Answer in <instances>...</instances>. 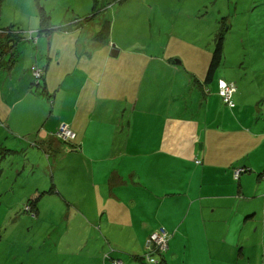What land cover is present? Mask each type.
<instances>
[{
    "label": "crops",
    "instance_id": "obj_1",
    "mask_svg": "<svg viewBox=\"0 0 264 264\" xmlns=\"http://www.w3.org/2000/svg\"><path fill=\"white\" fill-rule=\"evenodd\" d=\"M4 5L9 8L3 10L0 45L3 29L20 24L11 13L29 10V27L38 30L35 6L31 11L26 0ZM90 6L80 11H94ZM250 10L264 11V0H254ZM108 14H102L106 20ZM259 19L257 25L263 26L264 18ZM105 22L94 26L102 31ZM56 23L58 30L40 41V55L49 62L41 86L32 90L29 79L20 92L8 96L16 98L12 105L0 102L5 114L2 119L0 113V150L15 153L29 145L34 155L43 150L49 162L45 186L34 188L27 199L54 189L45 197L69 202L94 230L133 248L147 249L150 234L165 228L172 235L166 264L179 259L184 264H264V211L251 216L254 203L258 199L263 204L264 196L246 190L264 186V84L257 83L256 91L240 68L222 71L219 80L237 87L232 98L236 106L230 107L219 95V81L215 88L203 86L207 69L193 71L199 84H192L191 91L198 102L187 117L181 107L188 100L171 102L163 96L179 69L164 60L147 65L141 52L108 44L107 38L100 41L96 28L81 39L83 34L76 35L86 33V26L67 33L63 27L70 23ZM229 33L228 28L224 53ZM249 39L264 44V34ZM256 53L264 59V45ZM32 61L24 64L27 71ZM20 78L24 81L25 73ZM214 105L218 113L212 115ZM62 123L77 133L73 143L55 138ZM237 167L250 172L236 179ZM215 256H223L222 262Z\"/></svg>",
    "mask_w": 264,
    "mask_h": 264
},
{
    "label": "rangeland",
    "instance_id": "obj_2",
    "mask_svg": "<svg viewBox=\"0 0 264 264\" xmlns=\"http://www.w3.org/2000/svg\"><path fill=\"white\" fill-rule=\"evenodd\" d=\"M45 1V8L53 20L73 21L77 17L76 7L88 10V4L83 5L86 0ZM253 1L97 0L98 5L92 11L96 15L84 23L86 33H83L81 39L88 33L92 34L94 28L100 32L101 29L94 24L105 21L106 16L102 14L106 15L109 11L110 16L109 14L107 16L113 23L111 22V39L108 44L116 42L120 45L118 48L141 52L148 57L147 65L151 66L153 60L157 62L164 60L180 70L174 73L171 82L165 86L163 96L171 102L188 100L189 104L183 102L181 113L189 117L190 107L198 102L191 91L192 84H198L192 72L208 69L209 57L215 47V34L221 27L226 26V31L229 28L231 40L225 52L223 65L210 85L211 88L217 86L221 72H231V68L237 71L240 68V73L247 79V84H253L256 91L257 83L263 86L264 59L257 55L256 50L264 44L250 41L249 37L264 34V25H257L259 18H264V11L250 10ZM89 8L92 6L89 5ZM4 16L2 11L0 28L5 26ZM10 16L17 18L14 13ZM39 23L36 21L35 24L38 26ZM245 35L250 36L244 42ZM20 42L19 39L20 62L23 64L29 61L32 45L27 41ZM133 66L136 67L137 64ZM5 67H10V64ZM19 69L18 65L13 69L15 77L22 72H19ZM7 77H10L9 73ZM30 78L32 80V77ZM32 83L35 81L32 80ZM29 84L31 85V81ZM23 85L22 81L13 92L10 84L1 85L0 102L6 100L12 105L16 98L8 99V96L20 92ZM36 87L31 86L32 90H36ZM196 90L200 93L198 87ZM206 92L210 94V89H206ZM218 92L221 96L220 88ZM201 95L204 97L203 92ZM216 113L218 109L214 105L212 115ZM3 115L5 114L2 112V119ZM2 124L0 122L1 127ZM31 162L36 165L33 166ZM46 163L49 162L44 151L39 150L34 155L29 145L21 151L9 154L7 159L0 163V264H113L110 258L106 259L110 253L112 257L121 259L125 264H148L146 260L140 258L147 253L146 248L142 249L140 246L134 249L127 241L119 242L113 236L109 237L107 232L103 234L94 230L88 219L79 216L71 209L70 204L62 201L60 197L59 200L50 197L40 200L38 208L41 212L38 214L26 212L27 198L32 190L45 186ZM255 176L257 174H253L252 178ZM246 190L248 195L257 192L260 196L264 195V186L259 191L253 186ZM254 205L257 209L261 208L258 199ZM171 237L172 235L170 239ZM263 251L264 246L261 258ZM218 256L215 258L222 262L223 256ZM155 257L159 259L160 256L156 254ZM175 264H184L183 259L176 260Z\"/></svg>",
    "mask_w": 264,
    "mask_h": 264
},
{
    "label": "trees",
    "instance_id": "obj_3",
    "mask_svg": "<svg viewBox=\"0 0 264 264\" xmlns=\"http://www.w3.org/2000/svg\"><path fill=\"white\" fill-rule=\"evenodd\" d=\"M6 1L7 0H0V18H1V14H2V11L4 10V8H6V7L9 8V5H4V2H6ZM45 2H47V0ZM86 3L87 4L89 3V5H94L95 9L98 5L97 0H86L83 5H85ZM26 4H29V6H31V11H32V9H34V6L36 7V9L38 11V15H39L40 25H39V28L37 31H35L34 29H33L34 31L32 29H30L29 23H31V15L29 13V10L26 9V11L21 10L20 12H18V14H15L17 16V20L15 22L20 21V24L12 25L13 24L12 23L10 25L9 29H7L6 31H5V29H3V32H6V36H5L4 41H2L1 45H0V86L1 85L8 86L10 84L11 85L10 88L17 87V85H19V83L22 82L20 77L25 73V79L23 82L24 83L28 82L29 79H31L30 77H32V80L35 81V83H32V84L36 85L39 88L41 86L40 82L42 81V78L45 74V70H46L45 66H46V64L47 65L49 64V62L46 63L44 56L40 55L41 54L39 51L40 41H41L42 36H47L50 33H55L58 30V29H56V27L54 25H56L57 24L56 22H59V20H53L52 15H50V13L45 8L46 5H44V0H26ZM81 8L82 7H76L75 8V14L77 17L74 18L73 21H71L70 19H65L62 21V23H64V22L65 23L68 22V24L70 23L69 26L63 27L65 32L68 33L70 31H72L75 26L84 25L85 22L87 23L86 20H89L90 18L93 19L95 17L96 13L91 14L92 11H90L89 13L88 12L83 13L80 11ZM88 14H90V15H88ZM107 19L108 20H106V18H105L106 22L104 21L105 24L103 25L102 31L100 33H98V36H97L100 41H103L105 38L111 39L110 38L111 37V31H110L111 22L109 20V17ZM225 31H226V26L223 28L222 27L219 28L217 33L215 34V38H214L215 47H214V51L211 55V59L209 60L210 64H209V67H208L206 74H205V77H204L203 86H207V85L209 86L214 82L216 75L218 73V70L223 65V61L225 59V55H224L225 54L224 53ZM65 32H63V34ZM60 33H62V32H60ZM82 34L83 33L80 32L76 35V37H79ZM24 35H26L27 37L25 38ZM19 39L21 40L20 43L27 41L29 44L32 45V50H31V53L29 55V61L32 59L34 62L32 61L33 63L30 66L29 71H27V69L24 68L23 64H25V63L21 64V62H20V55H19V48H18L19 47L18 46L19 45L18 44ZM119 46L120 45L118 44V47ZM8 60H9V62H7ZM9 64H10V67L6 68L5 66H7ZM17 65L20 68L19 72L22 71L21 72L22 75H20L21 74L20 73L18 75V77H15L13 75L14 74L13 69L17 68ZM1 70H4V71H1ZM7 70H9L10 72ZM8 73L10 75L9 78L7 77ZM38 73L40 74V76L37 75ZM221 82H224L227 85L235 86L234 83H228L226 81L219 80V88L220 89H221V87H220ZM198 84H199V81H198ZM37 87H36V89H38ZM223 100H224V98H223ZM232 101L234 103L233 99H232ZM224 102H225V100H224ZM225 103L228 104L227 102H225ZM228 105L230 106V104H228ZM235 106H236V104L234 105V107ZM55 138H57V140L62 141V138H60V137L58 138L55 136ZM76 139H77V133H76V138L70 139L71 141H69V142L73 143ZM1 152H3V154ZM11 152L12 151L8 150L7 148L6 149L1 148V150H0L1 159L3 156H5V158L8 157L9 154H11ZM1 162H2V160H0V163ZM198 163H200V161H198ZM237 171H241L239 174V177L236 176ZM249 172H250V168L237 167L236 169H234V176L236 179H240L241 175H243L245 173H249ZM260 177H262L264 179V173L260 174ZM53 190L54 189H52L50 191L34 192L31 195V197L28 199V203L26 205L25 211L28 213L38 214L40 212V210L38 208L39 201L42 200L47 194L53 192ZM260 205H261V208L260 209L256 208L254 213H251V216L253 214H256L257 211H261V210L264 211V203L263 204L261 203ZM71 206L72 205H70V207ZM246 217H247V215H246ZM252 224L256 226V224H254V223H252ZM155 231H153L149 236L147 246H146L147 247V253L145 254V256H142L140 258H143L144 260H146L148 264H166L165 254H166L168 249L166 251H160V250L156 249L154 246L150 245V243H149V241L151 239V235ZM169 241H170V239H169ZM168 248H169V245H168ZM112 251H114V250H112ZM156 254H158L160 256L159 259L155 257ZM111 255H112L111 253L108 254L106 256V259L110 258L112 260L113 264H125L121 259L114 258Z\"/></svg>",
    "mask_w": 264,
    "mask_h": 264
},
{
    "label": "built area",
    "instance_id": "obj_4",
    "mask_svg": "<svg viewBox=\"0 0 264 264\" xmlns=\"http://www.w3.org/2000/svg\"><path fill=\"white\" fill-rule=\"evenodd\" d=\"M37 75L40 76L39 73ZM220 87L221 95L224 97L225 102L230 104L231 107H234L235 104L233 103L232 98L236 88L233 85H227L224 82H221ZM56 136L62 138L63 141L69 142L71 141L70 139L76 138V133L71 129L69 124L62 123ZM240 172L241 171H237V177H239ZM169 239L170 235L168 231L165 228H160L151 235L149 243L160 251H166L168 249Z\"/></svg>",
    "mask_w": 264,
    "mask_h": 264
},
{
    "label": "clouds",
    "instance_id": "obj_5",
    "mask_svg": "<svg viewBox=\"0 0 264 264\" xmlns=\"http://www.w3.org/2000/svg\"><path fill=\"white\" fill-rule=\"evenodd\" d=\"M234 87H235V86H234ZM235 88H236V87H235ZM236 89H237V88H236ZM235 92H236V91H235ZM235 92H234V93H235ZM221 96H222V95H221ZM222 97H223V96H222ZM223 98H224V97H223ZM54 136H56V135H54ZM56 137H57V136H56ZM62 141H63V140H62ZM64 142H66V141H64Z\"/></svg>",
    "mask_w": 264,
    "mask_h": 264
}]
</instances>
